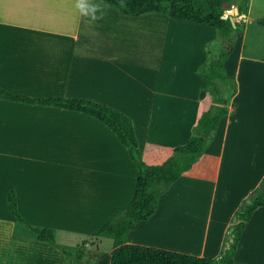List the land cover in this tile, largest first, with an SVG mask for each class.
I'll return each instance as SVG.
<instances>
[{"label":"crops","instance_id":"crops-1","mask_svg":"<svg viewBox=\"0 0 264 264\" xmlns=\"http://www.w3.org/2000/svg\"><path fill=\"white\" fill-rule=\"evenodd\" d=\"M109 6L106 17L93 23L80 15L75 0H0V86L13 94L88 99L119 110L133 123L142 159L158 164L187 141L210 104L197 68L216 33L208 24L157 12L126 15ZM261 19L264 0H248L246 14L235 19L244 24L224 62L237 84L235 108L229 105L201 158L159 197L147 220L124 234L125 243L206 257L226 249L233 213L264 177ZM137 174L128 149L97 118L0 98V264L66 259L16 220L7 206L8 188L29 224L52 229L67 248L86 239L83 264H109L113 243L101 255L103 236L92 233L132 199ZM204 199L205 221L194 222L200 231L191 234L201 239L198 247L152 237L157 230L168 236L170 215H186ZM262 209L246 221L235 261L244 250L253 262L245 233Z\"/></svg>","mask_w":264,"mask_h":264},{"label":"trees","instance_id":"trees-1","mask_svg":"<svg viewBox=\"0 0 264 264\" xmlns=\"http://www.w3.org/2000/svg\"><path fill=\"white\" fill-rule=\"evenodd\" d=\"M103 1L126 15L157 12L171 18L208 24L215 30L216 38L205 43L206 57L197 68V73L204 81L203 91L210 104L193 125L191 135L185 143L174 147L163 162L148 164L142 159L131 119L119 110L88 99L63 96L33 98L13 94L1 86L0 98L57 106L89 114L107 125L128 149L131 159L138 168L133 197L92 233L93 236H103L112 240L109 264H246L235 261L233 255L246 221L258 207L264 205V177L251 191L255 198L250 203L239 206L233 213L237 219L230 225L229 229L232 228V231L225 237L228 241L231 236L233 242L228 249H223L218 257L191 255L123 241L124 234L136 223L147 220L155 211L159 197L201 158L214 136L219 121L229 112V105L235 108L232 97L237 91V84L234 78L227 75L224 62L233 48L237 31L244 23L241 20L236 21L234 27L229 16H223L225 9L222 7L223 2L234 4L235 1L124 0V6H121L120 0ZM247 6L248 0L237 5L238 16L246 14ZM258 22L264 25V19ZM6 200L17 221L25 223L38 240L49 242L64 253L65 264H83L88 240H83L74 248H67L56 241L52 229L34 227L20 216L13 188L7 189ZM95 262L93 259L88 264Z\"/></svg>","mask_w":264,"mask_h":264},{"label":"rangeland","instance_id":"rangeland-1","mask_svg":"<svg viewBox=\"0 0 264 264\" xmlns=\"http://www.w3.org/2000/svg\"><path fill=\"white\" fill-rule=\"evenodd\" d=\"M243 1L244 0H236V3H234L232 5L237 6L238 4H242ZM234 18L237 19L238 16L234 15ZM246 197H245V199H246ZM244 200L241 201L239 206H241V204H242V202H244ZM197 207L198 208H196V209L189 210L186 213V215H183L180 217H176L174 214L170 215L171 216L170 219L172 220V222H170L171 226H169V224L167 223V226H169L168 236L164 235V233L159 232V230H157L154 232L151 231L152 237L155 239L173 242V243H176V244L181 245V246L198 247V245H200L201 239L199 237H196V236L194 237L191 234H193V233L195 234L197 232L199 233L200 229L193 226L194 225L193 223L197 222L198 220L199 221H205V217H203L204 216L203 214L207 213V209H208L207 199L198 200ZM259 213H261V214H259L256 217L257 219L255 220L254 225H251L249 227L248 231L245 233V240H246V238H248L247 240H249V242H250L249 243V252H247V253H250L249 257H251V259H253V262L256 264H264V209H262ZM233 217H234V215H232V217H231L232 220H233ZM233 223H235V222L231 221V224H233ZM198 226H199V224H198ZM170 227H171V229H170ZM200 227H202V225H200ZM230 230H231V228L228 229V231H230ZM175 231H177L178 233H175ZM183 231H190V232L188 234V232H183ZM183 233H185L184 236H179V234L183 235ZM100 240H101V243L99 245L101 247L100 253H101V255H103L104 253L107 254L112 247V240L110 238H107V237H101ZM238 259L239 260H236V261L241 262V263H246V262L253 263L252 260L251 261L245 260L244 250L239 251ZM88 261L91 262L92 260L88 259Z\"/></svg>","mask_w":264,"mask_h":264},{"label":"clouds","instance_id":"clouds-1","mask_svg":"<svg viewBox=\"0 0 264 264\" xmlns=\"http://www.w3.org/2000/svg\"><path fill=\"white\" fill-rule=\"evenodd\" d=\"M120 2L121 6H124V0H120ZM109 7L103 0H99V2H93V0H75V8L80 15L93 23L103 20L107 15Z\"/></svg>","mask_w":264,"mask_h":264},{"label":"water","instance_id":"water-1","mask_svg":"<svg viewBox=\"0 0 264 264\" xmlns=\"http://www.w3.org/2000/svg\"><path fill=\"white\" fill-rule=\"evenodd\" d=\"M222 7L225 9L223 16L224 17L229 16V18L232 22V25L235 27L236 21H235L234 15L238 16V14H239L237 7L233 6L231 3H227V2H223ZM254 198H255V194H253V193L248 194V196L246 197L244 202H242L241 206H244L245 204L250 203L252 201V199H254ZM236 219H237L236 216H234L232 221L235 222ZM231 231H232V228H231L230 232ZM231 242H233V238L230 236L229 240L226 244V249L229 248V245Z\"/></svg>","mask_w":264,"mask_h":264}]
</instances>
